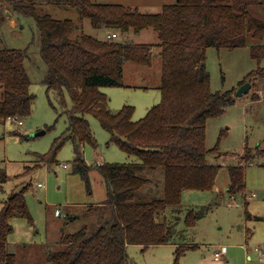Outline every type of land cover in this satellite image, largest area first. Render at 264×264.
Segmentation results:
<instances>
[{"label": "trees", "instance_id": "1", "mask_svg": "<svg viewBox=\"0 0 264 264\" xmlns=\"http://www.w3.org/2000/svg\"><path fill=\"white\" fill-rule=\"evenodd\" d=\"M0 1L11 13L35 21L39 52L46 64L41 81L63 103L64 91L71 97L72 106L66 111L67 126L54 138L49 153L38 154L40 160L54 162L57 150L71 140L73 170L80 172L88 184L84 145L96 146V140L86 113L98 118L109 132L110 141L138 159L97 164L107 187L106 198L88 205V212L94 211L88 213L89 218L86 214L85 222L77 229L61 233L50 247H39L44 264H136L128 256L129 244H139L144 249L171 242L172 226L157 220L158 212L178 205L183 189L203 190L214 183L220 165L206 159L210 150L205 145L206 120L221 114L234 98L233 90L211 89L205 49L242 46L248 35L264 37V19L251 11L252 6L264 7V0H172L158 12H141L120 3L96 0ZM52 4L76 11L88 18L93 27H105L112 32H139L153 27L160 40L155 56L162 59L160 101L138 119H133L134 107L130 104L111 110L101 86H124L126 62L151 65L154 44L117 41L107 36L112 32L104 38L86 34L73 17L54 15L47 7ZM5 11L0 12V23L6 18ZM250 51L260 61L264 57V43L251 44ZM26 56V49L0 47V119H22L31 113L34 94L29 90ZM250 75L264 76V67L259 66ZM252 97L257 99V94ZM256 149L264 155V147ZM244 151L243 161L252 162L255 155L247 145ZM156 168L163 171V194L149 200H134L152 181L147 170ZM227 170L228 192H244V164H229ZM0 204V264H17V255L8 249L6 241L12 231L10 218L19 215L31 220L23 190L13 192ZM246 217L252 215L247 213ZM253 218L264 220L260 215ZM195 219V212L188 210L187 223L192 225ZM190 246L176 245V258Z\"/></svg>", "mask_w": 264, "mask_h": 264}, {"label": "rangeland", "instance_id": "2", "mask_svg": "<svg viewBox=\"0 0 264 264\" xmlns=\"http://www.w3.org/2000/svg\"><path fill=\"white\" fill-rule=\"evenodd\" d=\"M120 3L141 12H158L163 4L172 0H96ZM0 4L7 10L5 3ZM57 17L69 15L72 10L57 5L47 6ZM254 15L264 19V7L252 6ZM68 13V14H67ZM67 14V15H66ZM82 31L104 38L112 29L93 27L90 20L76 11L71 14ZM117 41L150 42L154 46L151 65L124 63V86H101L108 96V107L117 110L123 104L134 107L133 119L142 117L147 109L161 99L158 88L162 59L155 56L160 42L157 31L145 27L139 32L119 31ZM39 30L28 16L12 12L0 23V47L27 50L24 60L34 94L30 115L22 117L21 125L6 118L0 119V200L13 192L23 190L31 215L10 218L12 231L7 236L8 249L17 255V264H44L40 246H51L63 232L74 231L87 218L90 204H97L107 196V187L97 164L100 162L138 161L137 157L110 141V134L98 118L86 113L96 146L84 145V159L88 164V184L80 172L73 170V143L66 140L57 150L54 162L40 160L38 154H47L55 137L67 126V109L72 101L63 92L64 103L54 91H47L42 83L46 64L39 52ZM253 43H264V37L248 35L246 43L233 48L209 46L205 49V65L210 73L212 90H233L234 102L225 110L206 120L205 145L208 162L219 164L213 185L207 189L185 188L178 205L168 206L158 212L157 220L170 224V243L149 245L129 244L127 253L136 264H264L259 258L264 251V155L256 146L264 147V76L250 75L259 66L264 67V57L258 61L251 55ZM242 81H249L250 89L236 94ZM0 89V97H1ZM257 99H253V94ZM20 119V118H19ZM44 130L41 134L35 132ZM247 145L255 155L252 162L243 161ZM215 147V149H212ZM243 161V162H242ZM241 162L245 169V191L230 194L229 164ZM65 164V166H64ZM151 182L137 193L134 200H149L163 194V171L148 169ZM37 182H42L41 187ZM147 187V188H146ZM149 190V191H147ZM255 195H251V193ZM246 195H245V194ZM1 205V204H0ZM59 208L61 215L54 213ZM195 212V223L186 221L187 211ZM247 213L251 218H247ZM65 214H68L65 216ZM76 216V217H75ZM191 245L178 258L176 245ZM221 246L225 253L219 259L214 251ZM258 247L259 250H256Z\"/></svg>", "mask_w": 264, "mask_h": 264}, {"label": "built area", "instance_id": "3", "mask_svg": "<svg viewBox=\"0 0 264 264\" xmlns=\"http://www.w3.org/2000/svg\"><path fill=\"white\" fill-rule=\"evenodd\" d=\"M3 11H5V10H4V8L2 7V5L0 4V12H3ZM107 36H108V37H114V36H116V32H112V33L108 34ZM7 118L10 119V120H12V121H14V122H16V123L19 124V125H21V124L23 123V120L17 118L16 116H8ZM64 166H65V164H64ZM37 186H39V187L43 186V185H42V182H37ZM251 195L253 196V195H255V193L253 192V193H251ZM54 213H55L56 215H61V214H62V212H61V210H60L59 208H55ZM255 249H256V250H259L258 247H255ZM224 251H225V247H224V246H221L220 248H217V249L214 251V255H213L214 258H215V259H219V258L221 257V255L224 253ZM259 258H260L261 260H264V251L261 252Z\"/></svg>", "mask_w": 264, "mask_h": 264}, {"label": "water", "instance_id": "4", "mask_svg": "<svg viewBox=\"0 0 264 264\" xmlns=\"http://www.w3.org/2000/svg\"><path fill=\"white\" fill-rule=\"evenodd\" d=\"M5 15L8 17L11 15V12L9 10H6ZM250 86H251V84L249 81H245V82L241 83V85L236 90V94L241 95L242 93L247 92L250 89ZM43 131L44 130L37 131L33 135L41 134Z\"/></svg>", "mask_w": 264, "mask_h": 264}, {"label": "crops", "instance_id": "5", "mask_svg": "<svg viewBox=\"0 0 264 264\" xmlns=\"http://www.w3.org/2000/svg\"><path fill=\"white\" fill-rule=\"evenodd\" d=\"M73 13H74V11H70V12H69V15H67L68 13H67L66 15H67V16H71V17H72V15H71V14H73ZM158 86H159V85H158ZM158 88H159V87H158ZM257 100H259V99H257ZM244 191H245V190H244ZM244 194H245V193H244ZM245 195H246V194H245ZM169 243H170V242H169ZM225 251H226V250H225ZM225 251H224V253H225Z\"/></svg>", "mask_w": 264, "mask_h": 264}]
</instances>
